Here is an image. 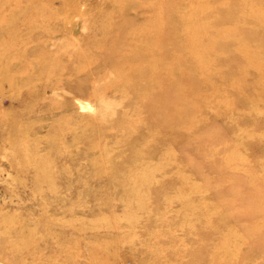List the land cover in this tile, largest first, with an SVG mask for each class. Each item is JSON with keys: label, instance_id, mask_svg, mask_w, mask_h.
<instances>
[{"label": "rangeland", "instance_id": "obj_1", "mask_svg": "<svg viewBox=\"0 0 264 264\" xmlns=\"http://www.w3.org/2000/svg\"><path fill=\"white\" fill-rule=\"evenodd\" d=\"M0 264H264V0H0Z\"/></svg>", "mask_w": 264, "mask_h": 264}]
</instances>
